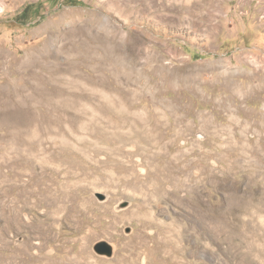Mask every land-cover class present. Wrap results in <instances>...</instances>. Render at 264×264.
<instances>
[{"label": "rangeland", "instance_id": "1", "mask_svg": "<svg viewBox=\"0 0 264 264\" xmlns=\"http://www.w3.org/2000/svg\"><path fill=\"white\" fill-rule=\"evenodd\" d=\"M29 52L84 97L37 95L17 148L0 122V264H264V0H0L1 88ZM57 190L90 206L61 240Z\"/></svg>", "mask_w": 264, "mask_h": 264}, {"label": "bare ground", "instance_id": "2", "mask_svg": "<svg viewBox=\"0 0 264 264\" xmlns=\"http://www.w3.org/2000/svg\"><path fill=\"white\" fill-rule=\"evenodd\" d=\"M43 46L44 48H46L45 50H47L48 48L47 41L43 42ZM115 49L116 47L111 44L107 47V52H108L107 58L109 59L116 58L114 54ZM69 62L70 61H68V63ZM77 65L78 63L76 61L71 62L70 66L63 65V64H55V62H52L49 60L48 55L42 58L37 55L35 56L33 52H29L27 54V57L23 61L19 62V67H20L19 73L15 76H12V77L10 76L11 78L8 81V85L2 88L0 87L1 89L0 122L2 124L1 126H4L5 128L8 129L7 130L8 134L6 136L9 137L10 139V142L8 143L9 148L19 147L20 144L22 145L21 143L22 140H24V142H27L29 138L28 136H30V139L34 140L35 131L31 129V127L33 126L32 121H28L29 117L28 115L24 113L26 112L27 114H30L31 106H34L33 104H35V102L38 101L37 100L38 97H42V99L48 97L53 106L52 110L58 113H62V114H63V111L65 110L64 108L65 106L63 107L58 106L57 103L59 99L61 101L63 100L64 102H68L70 99L72 100V98H69L71 94L76 95L75 97H77L78 99L79 98L81 99L84 97L82 96V91H84V86L82 82L78 80L68 79V77L65 78L66 76L64 77L65 72H70L74 76H78L83 79L84 72L81 69H78ZM130 71L132 70H130L129 68L127 69V71L124 72L126 74L127 79L131 78L132 72ZM65 83L70 84V86H68V88L64 87L63 85ZM44 86L46 87V89L44 88ZM77 86L78 88H76ZM47 88L50 89L49 92L47 91L48 90ZM101 96L102 98L106 99L105 92L102 93ZM75 97L73 100H75ZM115 102L117 103V101ZM80 104L81 102L79 103V105ZM68 105L70 106V104ZM72 105L73 104H71V107ZM79 111L80 110L78 109V112ZM75 113H77V111ZM24 144L25 143H23V145ZM24 175L25 173L23 172L15 173L14 176L16 177L14 178L16 179V182L14 184L21 187L23 185L28 186V184L32 183L31 181L32 177H30V179L26 181L28 184L21 183V182L19 183L18 181H21ZM35 189L37 190L38 188H35ZM62 191L63 190L59 192V190H57L52 197H46L43 200V203L49 204L50 206L55 205L56 211H54L52 214H47V216H51V222L50 223L45 222L42 226H40V229H39L40 232H43V233L49 232L50 234H53L52 237L55 238L56 240H61V238L64 235L73 236L76 233L78 234L81 231L82 225H79L77 228L76 227L74 228V223H72L73 217L84 216L90 209V206L87 204H86L87 206L78 205L75 202L76 200L69 198L70 194H68V192H62ZM5 194L10 198L9 196L10 192L7 191ZM28 194L29 192L27 190L25 192V196L27 199L31 196H35V192H32L31 195H28ZM6 208L13 209L12 206L6 207ZM45 219H49V218L45 217ZM91 235H93L91 234V232L86 233L84 238L88 239L89 237H92ZM42 259H43V256L38 253H36L35 255L31 257V260L34 263H38V264L41 263ZM75 259L76 258H72V261L70 262L71 263L81 262L79 261L80 259L79 260H75Z\"/></svg>", "mask_w": 264, "mask_h": 264}, {"label": "water", "instance_id": "3", "mask_svg": "<svg viewBox=\"0 0 264 264\" xmlns=\"http://www.w3.org/2000/svg\"><path fill=\"white\" fill-rule=\"evenodd\" d=\"M100 199L104 200L105 196L104 195H100ZM129 205V201H124L122 203L119 204V208H123ZM130 231V228L129 230ZM95 252L99 255H104V256H108V257H112V255L114 254V246L108 242L107 240H100L97 241L94 246H93Z\"/></svg>", "mask_w": 264, "mask_h": 264}]
</instances>
